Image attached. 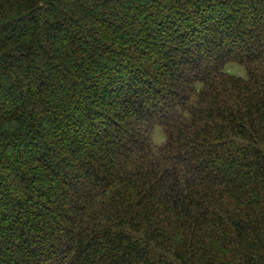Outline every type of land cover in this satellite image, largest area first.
Masks as SVG:
<instances>
[{
    "label": "trees",
    "instance_id": "16d2710c",
    "mask_svg": "<svg viewBox=\"0 0 264 264\" xmlns=\"http://www.w3.org/2000/svg\"><path fill=\"white\" fill-rule=\"evenodd\" d=\"M0 264H264V0H0Z\"/></svg>",
    "mask_w": 264,
    "mask_h": 264
},
{
    "label": "rangeland",
    "instance_id": "374dc122",
    "mask_svg": "<svg viewBox=\"0 0 264 264\" xmlns=\"http://www.w3.org/2000/svg\"><path fill=\"white\" fill-rule=\"evenodd\" d=\"M225 71L231 75L245 78L247 76L246 70L243 66L236 63H229L225 66ZM153 143L156 146H161L165 142L164 132L160 127H156L152 135Z\"/></svg>",
    "mask_w": 264,
    "mask_h": 264
}]
</instances>
